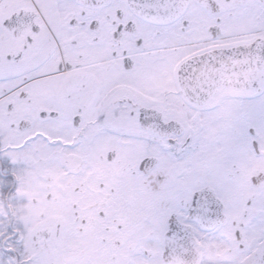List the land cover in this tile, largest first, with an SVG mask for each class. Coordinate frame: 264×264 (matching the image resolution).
I'll return each instance as SVG.
<instances>
[{
    "label": "snow or ice",
    "instance_id": "obj_1",
    "mask_svg": "<svg viewBox=\"0 0 264 264\" xmlns=\"http://www.w3.org/2000/svg\"><path fill=\"white\" fill-rule=\"evenodd\" d=\"M0 264H264V0H0Z\"/></svg>",
    "mask_w": 264,
    "mask_h": 264
}]
</instances>
